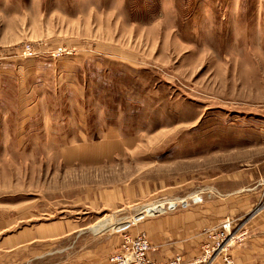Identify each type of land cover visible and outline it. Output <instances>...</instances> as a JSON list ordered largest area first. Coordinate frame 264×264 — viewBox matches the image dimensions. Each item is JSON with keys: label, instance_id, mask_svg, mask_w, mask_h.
Here are the masks:
<instances>
[{"label": "rangeland", "instance_id": "rangeland-1", "mask_svg": "<svg viewBox=\"0 0 264 264\" xmlns=\"http://www.w3.org/2000/svg\"><path fill=\"white\" fill-rule=\"evenodd\" d=\"M51 45L86 54L78 74L85 138L110 147L91 165L60 150L75 136L47 143L40 120L21 136L15 125L26 105L0 71V240L25 226L43 236L53 221L73 227L54 241L35 238L23 262L66 264L77 241L123 240L202 196L253 198L260 207L264 0H0V64L31 65L25 49L49 54ZM28 85L45 90L43 79ZM62 101L41 106L73 113L71 99ZM105 219L112 225L95 230Z\"/></svg>", "mask_w": 264, "mask_h": 264}, {"label": "crops", "instance_id": "crops-1", "mask_svg": "<svg viewBox=\"0 0 264 264\" xmlns=\"http://www.w3.org/2000/svg\"><path fill=\"white\" fill-rule=\"evenodd\" d=\"M50 48L52 52L59 51L52 45ZM74 53L69 52L60 57L39 53L36 57L26 58L30 59L31 65L28 62L23 65H9L5 58L0 64V71L5 80L9 77L15 79L16 87L20 89L16 102L26 105L19 111V121L15 125L20 135L27 133L30 122L40 120L43 134L48 138L47 143L58 144L61 137L75 136L74 146H68L66 142L63 148L59 147L60 150L75 152L77 156L81 154L85 157L84 159L91 161L84 160V162L92 165L94 161L99 160L101 153L99 149H106L110 146L103 142L101 144L100 142H88L85 138L88 123L84 108L86 97L78 74L86 54L84 52ZM33 77L43 79L45 88L43 92L38 93L33 88H29V78ZM62 99H71L73 113L56 116L57 114L44 112V107L41 105L49 102L61 104ZM109 135L113 137L112 135L116 133L111 131ZM215 194L217 193L212 192L211 196ZM210 200H204L202 196L195 206L165 212L161 216L146 219L130 233L132 236L139 233L146 234L152 248L148 256L156 262L168 261L179 256L183 264H223L222 254L210 259L204 257L202 246L207 240L204 231L230 218L239 225L238 229L244 231L246 236L239 243L230 242L225 254L230 256L234 264H264V201L258 204L260 207L257 208V199L255 201L253 198L216 200L213 197V200ZM154 209V206L146 207V212L151 214L155 211ZM111 225L105 219L94 229L103 230ZM45 226L47 232L43 236L35 230L39 226L35 229L28 226L21 227L17 233L4 236L0 240V252H2L0 253V264H26L27 261H22L25 257L21 255V252L35 238L54 241L59 239L61 234H67L73 229L72 224L61 227L54 221ZM77 242L78 246L73 253L68 255L66 264H109L108 258L119 248L122 236L102 238L99 234H95L86 238L82 243ZM18 251H20L19 255H17ZM56 263L59 264V259L52 261V264Z\"/></svg>", "mask_w": 264, "mask_h": 264}, {"label": "built area", "instance_id": "built-area-1", "mask_svg": "<svg viewBox=\"0 0 264 264\" xmlns=\"http://www.w3.org/2000/svg\"><path fill=\"white\" fill-rule=\"evenodd\" d=\"M63 52L53 51L48 55L51 57H60ZM26 57H36L38 54L27 47L24 51ZM206 234V242L203 244L204 257L207 259L222 254L223 264H234L232 259L226 253V247L230 242H241L246 233L234 227L233 221L226 219L215 228L210 229ZM151 245L148 238L143 233L137 235H128L123 238L119 248L109 257V264H183L181 257L177 256L164 262H156L148 256L151 251Z\"/></svg>", "mask_w": 264, "mask_h": 264}, {"label": "bare ground", "instance_id": "bare-ground-1", "mask_svg": "<svg viewBox=\"0 0 264 264\" xmlns=\"http://www.w3.org/2000/svg\"><path fill=\"white\" fill-rule=\"evenodd\" d=\"M264 185V181L262 182L261 186Z\"/></svg>", "mask_w": 264, "mask_h": 264}]
</instances>
